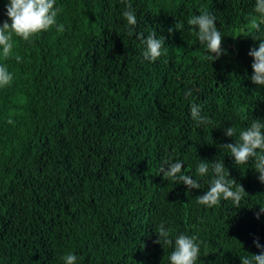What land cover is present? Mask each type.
<instances>
[{"label": "trees", "instance_id": "trees-1", "mask_svg": "<svg viewBox=\"0 0 264 264\" xmlns=\"http://www.w3.org/2000/svg\"><path fill=\"white\" fill-rule=\"evenodd\" d=\"M128 2L135 26L123 0H56L57 25L29 41L13 34L7 59L0 48L14 77L0 87V264H64L69 252L76 264H169L174 242H154L161 223L202 241L197 264H241L259 254L254 238L264 245L254 162L235 165L219 147L235 142L227 128L264 122V86L251 81L248 55L259 46L249 30L255 0ZM201 11L224 35L213 62L187 24ZM176 23L182 29L169 35ZM152 31L168 49L155 62L142 56L141 34ZM192 103L211 124L191 118ZM166 158L183 161L201 188L165 180ZM200 159L223 161L248 193L239 207L197 203L213 177L196 174Z\"/></svg>", "mask_w": 264, "mask_h": 264}, {"label": "clouds", "instance_id": "clouds-1", "mask_svg": "<svg viewBox=\"0 0 264 264\" xmlns=\"http://www.w3.org/2000/svg\"><path fill=\"white\" fill-rule=\"evenodd\" d=\"M123 2L126 4V8L122 15L127 24L129 26L137 25V16L132 4L128 0H123ZM55 4L56 0H8L6 5L8 19L0 23V48H2V55L5 59L10 56L14 47L13 34L24 41H29L33 36L57 25V15L60 9L54 7ZM252 13L249 14V30L257 33L252 37L259 41V46L258 48L252 47L248 53L253 58L251 81L256 85L264 86V0H255ZM216 21L217 17L209 11H201L199 15L190 16L187 20V24L193 26V31L201 44L206 46L208 53L206 59L212 62L224 54L222 48L224 35L218 30ZM182 27V24L176 23L168 29L169 35H172L174 31H179ZM56 30L63 31V25H58ZM141 38L145 46L142 52L144 60L155 62L162 55H167L168 49L165 47L166 38L164 36H158L155 31H152L146 38H143L141 34ZM16 59L19 61L21 58L17 56ZM13 78V73L8 70L7 65H0V87L10 85ZM191 95V89L184 92L185 98ZM201 113V106L192 103L190 106L191 118L198 125L211 124L212 120ZM9 123L12 121L10 120ZM225 135L235 137V142L222 144L219 147L230 152L234 157L235 165H246L249 161H253V167L259 173L258 180L264 184V122L253 119L246 128H227ZM159 171L165 180L184 184L189 191L201 188V183L192 175L187 174L189 170L184 168V163L181 160L173 162L166 158L161 162ZM195 171L200 177L207 175L210 171L213 174L207 191L203 195L197 196V203L200 205L210 208L220 205L222 199L225 201L230 199L234 205L239 207L242 199L248 195L244 187L235 178L230 177L223 161L216 159L213 162H207L200 159ZM261 214H264V205L260 206L256 218L259 219ZM156 233L158 235V239L154 241L156 244L173 247L174 242V250L168 257L169 264H197L200 261L202 241L197 236L185 233L175 235L174 230L171 227H165L164 223L158 226ZM253 244L260 250L259 254L240 257L241 264H264V245H261L259 238H254ZM62 259L64 264H76L78 257L69 252Z\"/></svg>", "mask_w": 264, "mask_h": 264}]
</instances>
